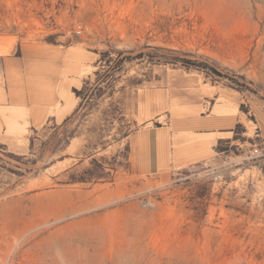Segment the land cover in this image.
I'll list each match as a JSON object with an SVG mask.
<instances>
[{
    "label": "rangeland",
    "instance_id": "obj_1",
    "mask_svg": "<svg viewBox=\"0 0 264 264\" xmlns=\"http://www.w3.org/2000/svg\"><path fill=\"white\" fill-rule=\"evenodd\" d=\"M198 79L239 111L233 137L208 166L125 178L142 101ZM63 93L82 107L61 128ZM68 249L264 264V0H0V264H82Z\"/></svg>",
    "mask_w": 264,
    "mask_h": 264
},
{
    "label": "crops",
    "instance_id": "obj_2",
    "mask_svg": "<svg viewBox=\"0 0 264 264\" xmlns=\"http://www.w3.org/2000/svg\"><path fill=\"white\" fill-rule=\"evenodd\" d=\"M198 81V84L179 87L184 93H194L193 96H180L175 88H166L153 91L149 99L145 97L142 105L146 109L148 106V118L143 119L135 134L127 136L129 152L125 160L127 169L123 171L125 178L163 179L171 170L208 166L218 155L216 145L233 137L234 125L242 121L239 111L231 101L217 96L221 94L217 86ZM188 87L193 91L187 90ZM62 98L63 107L56 112L57 118L64 117L74 103L72 95L63 93ZM156 98L162 101L160 106H154ZM9 104L6 107L13 109L17 100L10 99ZM62 111L65 112L61 116ZM155 121L159 126L151 125Z\"/></svg>",
    "mask_w": 264,
    "mask_h": 264
},
{
    "label": "bare ground",
    "instance_id": "obj_3",
    "mask_svg": "<svg viewBox=\"0 0 264 264\" xmlns=\"http://www.w3.org/2000/svg\"><path fill=\"white\" fill-rule=\"evenodd\" d=\"M64 112L65 111H62V113L60 115L62 116ZM81 239H82V236L79 235L76 240L79 242V241H81ZM53 248H54V246L53 247L51 246L49 248L48 247H43V248L40 247V249L38 251V255H40L41 257H45L47 255H50V256L57 255V254L59 255V253L57 251H55ZM83 250H84V248H83ZM83 250L82 251L81 250L80 251H76V250L64 251L62 253L63 254L62 256L75 258L76 261H79L82 264H90L92 262H93L92 264H114L115 262L113 263V261L120 260V258H121V255H119V254L114 255L113 253H110V252L105 253V255L101 256V257L91 256V255L85 253ZM103 259H105V260H103ZM88 261H90V262L88 263ZM72 262H74V261H72Z\"/></svg>",
    "mask_w": 264,
    "mask_h": 264
},
{
    "label": "trees",
    "instance_id": "obj_4",
    "mask_svg": "<svg viewBox=\"0 0 264 264\" xmlns=\"http://www.w3.org/2000/svg\"><path fill=\"white\" fill-rule=\"evenodd\" d=\"M211 72H213V73H215V74H217V75H220V74L218 73V71H216V70L213 69V68L211 69ZM75 93H76L77 95H80L81 91H80V92H79V91H75ZM81 107H82V104H81V102H80V103H78V105H77L76 108L74 109L72 115L69 116V117H66V118L63 120V122H62V124H61V128L65 126V124L69 121V119H70L72 116H74V115L78 112V110H80ZM65 143H66V142H65ZM217 149H218V147H217ZM75 180L77 181V179H74L73 181H75ZM81 181H83V180H78L77 182H81Z\"/></svg>",
    "mask_w": 264,
    "mask_h": 264
},
{
    "label": "built area",
    "instance_id": "obj_5",
    "mask_svg": "<svg viewBox=\"0 0 264 264\" xmlns=\"http://www.w3.org/2000/svg\"><path fill=\"white\" fill-rule=\"evenodd\" d=\"M212 179L214 180V181H218V179H219V177L217 176V175H212ZM153 205L152 204H150V203H146V202H143V206L142 207H144V208H146V209H149V208H151Z\"/></svg>",
    "mask_w": 264,
    "mask_h": 264
}]
</instances>
